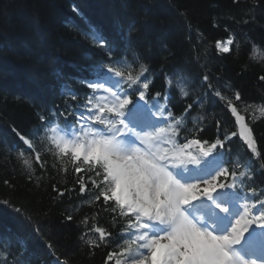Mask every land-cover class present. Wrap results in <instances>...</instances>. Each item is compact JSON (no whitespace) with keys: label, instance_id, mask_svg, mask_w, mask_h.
Segmentation results:
<instances>
[{"label":"trees","instance_id":"1","mask_svg":"<svg viewBox=\"0 0 264 264\" xmlns=\"http://www.w3.org/2000/svg\"><path fill=\"white\" fill-rule=\"evenodd\" d=\"M92 30L113 45L114 58L131 65L134 74L140 63L149 68V104L158 99L181 121V139L214 142L236 131L225 144L227 166L246 173L238 190L264 199V82L258 80L264 74V0H0V264H57V258L60 264H105L107 252L126 246L118 239L126 235L125 221L96 201L98 190L88 179L93 173H82L87 187L80 192L70 156L61 160L45 150L41 168L30 152L21 156L26 146L12 130L36 134L42 115L59 125L62 118L55 113L74 103L67 92L84 102L91 91L84 81L108 59L89 36ZM230 35L233 50L219 52L216 41ZM129 47L141 58L135 63ZM205 74L224 96L241 93L243 103H236L259 158L240 138L224 102L204 84ZM157 92L161 96L154 99ZM189 103L193 107L185 113ZM94 227L112 233L109 243L90 246L99 236Z\"/></svg>","mask_w":264,"mask_h":264},{"label":"snow or ice","instance_id":"2","mask_svg":"<svg viewBox=\"0 0 264 264\" xmlns=\"http://www.w3.org/2000/svg\"><path fill=\"white\" fill-rule=\"evenodd\" d=\"M73 11L79 9L73 6ZM92 39L108 59L95 67L93 78L84 81L90 93L84 102H79L76 93H66L74 103L55 113L57 120L62 118L59 126L42 115L36 134L26 135L14 127L13 132L26 146L21 156L30 152L41 168L46 165L42 158L45 150L61 160L70 156L82 193L87 187L82 173H93L88 179L98 190L96 201L102 200L105 209L118 211L126 224L122 229L126 235L118 238L126 246L119 252H107L105 264L114 257L115 264H264V199L244 197L242 204L230 206L237 185H242L246 176L230 169L224 158L225 144L237 132L214 142L195 136L181 139V121L166 106H159V92L154 97L156 103L149 104L150 83L145 75L149 68L140 63L139 73L134 74L131 65L114 58L116 50L106 38L93 30ZM234 44L235 37L230 35L226 41L217 40L215 47L228 53ZM128 50L136 57L133 63L141 59L133 49ZM202 79L224 102L240 138L253 157L259 158L252 129L236 103H243L241 93L236 91L234 99L226 97L213 88L209 75ZM258 80L264 82V74ZM192 107L189 103L185 113ZM260 111L264 113V108ZM216 126L220 127L219 120ZM23 163L32 168L29 160ZM53 191L64 195L55 186ZM249 191L255 194V188ZM113 221L119 222L115 216ZM92 231L99 236L97 241H89L91 247L109 243L111 232L102 227Z\"/></svg>","mask_w":264,"mask_h":264},{"label":"bare ground","instance_id":"3","mask_svg":"<svg viewBox=\"0 0 264 264\" xmlns=\"http://www.w3.org/2000/svg\"><path fill=\"white\" fill-rule=\"evenodd\" d=\"M93 31V30H92ZM96 33V32H95ZM91 35H93V32L92 33H90L89 34V36H91ZM91 38V37H90ZM92 39V38H91ZM93 40V39H92ZM62 89V88H61ZM58 92H60V90L58 91Z\"/></svg>","mask_w":264,"mask_h":264}]
</instances>
